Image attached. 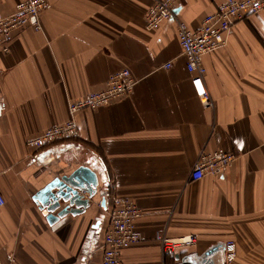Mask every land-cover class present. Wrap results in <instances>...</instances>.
Here are the masks:
<instances>
[{"label": "crops", "instance_id": "obj_1", "mask_svg": "<svg viewBox=\"0 0 264 264\" xmlns=\"http://www.w3.org/2000/svg\"><path fill=\"white\" fill-rule=\"evenodd\" d=\"M20 1L0 0V12ZM224 1L180 0L176 19L148 30L154 0H48L40 29L16 30L9 52L0 46L2 264H102L115 197L142 211L141 239L123 250L124 264H226L229 240L237 246L230 264H264V10L235 22L226 46L204 56L209 106L193 89L178 37L177 18L197 30ZM122 69L134 90L78 112V137L27 145ZM202 148L236 159L193 180ZM81 165L98 174V196L85 213L50 222L39 192ZM160 234L197 241L169 256Z\"/></svg>", "mask_w": 264, "mask_h": 264}, {"label": "built area", "instance_id": "obj_2", "mask_svg": "<svg viewBox=\"0 0 264 264\" xmlns=\"http://www.w3.org/2000/svg\"><path fill=\"white\" fill-rule=\"evenodd\" d=\"M48 0H21L10 14L0 12V46L9 52L14 32L28 25L36 29L41 28L40 16L45 10ZM180 0H154L146 16V28L158 29L161 24L177 16L175 11ZM264 10V0H225L217 10L207 14L197 30L190 29L187 24L177 18L178 37L182 52L186 58V66L193 74L191 83L195 93L201 98L205 106L211 104L209 92L206 89L204 74L206 67L203 63L205 55L224 48L227 44L226 36L233 24L247 16ZM137 80L129 69H122L111 74L108 86L99 91H93L69 104L71 118L63 124L46 128L40 134L27 140V145L33 148H43L56 141L76 138L79 126L76 115L81 110L96 109L109 105L113 101L132 93ZM236 159L232 152H209L202 148L192 170L193 180L202 179L206 174L219 175L230 167ZM5 204V197L0 190V206ZM110 219L109 227L101 244L102 264H124L123 250L140 241L137 220L141 216V208L130 198L115 197L107 208ZM158 240L163 252L175 256L178 250L193 246L197 241L195 234L180 238H170L160 234ZM225 263L230 264L237 257L235 241L229 240L224 245ZM0 264H2L0 254ZM174 264H183L176 261Z\"/></svg>", "mask_w": 264, "mask_h": 264}, {"label": "water", "instance_id": "obj_3", "mask_svg": "<svg viewBox=\"0 0 264 264\" xmlns=\"http://www.w3.org/2000/svg\"><path fill=\"white\" fill-rule=\"evenodd\" d=\"M179 5L175 11L179 13ZM107 184H103L106 186ZM100 180L98 174L90 167L81 165L69 175L56 177L38 194V201L48 212L47 219L56 222L71 215L85 213L92 206V201L99 194ZM101 206L106 207L103 197ZM213 251L207 252L210 255ZM199 264V263H198Z\"/></svg>", "mask_w": 264, "mask_h": 264}]
</instances>
